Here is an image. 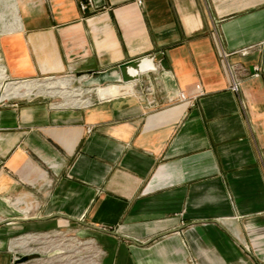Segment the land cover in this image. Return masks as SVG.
I'll list each match as a JSON object with an SVG mask.
<instances>
[{"label": "crops", "instance_id": "crops-1", "mask_svg": "<svg viewBox=\"0 0 264 264\" xmlns=\"http://www.w3.org/2000/svg\"><path fill=\"white\" fill-rule=\"evenodd\" d=\"M141 2L15 0L7 81L158 65L92 103H0V264L15 263L14 240L54 230L98 243L93 264H264V74L233 92L221 56L264 41V0ZM195 84L202 95L174 101Z\"/></svg>", "mask_w": 264, "mask_h": 264}, {"label": "rangeland", "instance_id": "rangeland-1", "mask_svg": "<svg viewBox=\"0 0 264 264\" xmlns=\"http://www.w3.org/2000/svg\"><path fill=\"white\" fill-rule=\"evenodd\" d=\"M10 2H0V14H3L2 18H0V21H6V22H13L12 21V15L13 13V9L11 8ZM0 33H4L2 31H0ZM2 65H0L1 67ZM4 73V71H3ZM73 80L70 78H67V76H58L55 78H47L44 77L43 79H29V80H33V81H39V82H46V81H56L59 82L60 80L63 81H67L68 79H70V83L69 84H60L57 88V90H66V91H76L81 93V95L79 94L80 97H82L83 99L86 100H90L89 103L92 102H96L98 100H101L102 98L100 96H98V94L95 91V87L97 86H105L109 83H103L102 85H83L82 84V80L85 78L84 77H78V76H73ZM147 75H145L143 77V81L141 82H146L147 81ZM5 78V73L4 76L2 78H0L1 81H3L2 83H6L8 82L7 80L4 79ZM27 80V81H29ZM123 85V92H129L131 90L134 91V89H138L139 87H135V86H131V89L126 87V84H124L123 82H117ZM117 83H112V84H117ZM141 85V89H143L145 92H147L146 87H149V84H143ZM56 89V88H55ZM88 89V92H86ZM4 88L0 87V93L3 92ZM83 92H81V91ZM22 92H25V87L21 88ZM19 99V98H18ZM21 100H26V101H30L31 99L33 100H40L43 102H47L48 104H51L53 106H74L76 104L72 103L73 98L71 97V95L69 97L64 96L63 94H59V95H55L52 96L50 94L47 93H42L41 90L39 91V88H36L32 91V95H30V98H20ZM71 99V100H70ZM70 100V101H69ZM2 101H8V100H2ZM1 101V102H2ZM0 102V103H1ZM68 102V103H67ZM83 104V103H81ZM81 104H77V105H81ZM55 234L48 236L47 238H44L43 236H40L39 234L35 233V239L34 241L30 242L28 244L27 247H22L21 245V240L24 239L25 237H19V239H16L13 241V243H15V245H17L18 247L14 248V258H15V263L14 264H59L60 259H61V255L59 254H53L50 255L51 252L56 251L58 247H67V249H73L72 244H76L75 240H82V243L78 246V254L73 253V251H67L64 253V255H70L72 259L76 260L78 259V257L81 256V262H79L78 264H93L94 262L97 261V256H95L98 252L97 250L99 249V247L94 243L93 241L88 238V237H77L76 235H74V233L72 232H60V230H54ZM34 235H32L34 237ZM43 238H40V237ZM73 237V238H72ZM76 238V239H75ZM84 238V239H83ZM73 239V240H72ZM74 241V242H73ZM88 241H92L91 243H88ZM12 243V244H13ZM27 244V243H26ZM89 245V247H88ZM93 247V248H92ZM92 248V249H91ZM96 248V249H95ZM24 254L28 255V259L27 260H19L20 257H22ZM63 255V256H64ZM73 255V256H72ZM60 258V259H59ZM76 258V259H75ZM66 259V258H64ZM63 259V262L65 261ZM58 260V261H57ZM78 262V261H77Z\"/></svg>", "mask_w": 264, "mask_h": 264}, {"label": "bare ground", "instance_id": "bare-ground-1", "mask_svg": "<svg viewBox=\"0 0 264 264\" xmlns=\"http://www.w3.org/2000/svg\"><path fill=\"white\" fill-rule=\"evenodd\" d=\"M8 1L10 2L9 6H11V8L13 9V13H14L12 15L13 16L12 17V21L13 22L0 21V30H11V29H13V27L16 26V23L17 24L19 23V20H17V6H15V0H0V2H8ZM2 16H3V14H0V18H2ZM153 65H154V63L152 62V60H150V58H145V59L141 60L139 63L131 62L130 64H128L126 66V68L124 70L125 76H127L128 74L129 75H134L135 73H137L138 70L146 69L148 67H152ZM3 71H4V67L1 66L0 67V78H2L4 76ZM113 73H115V71ZM95 80H97V79L96 78L85 77L81 82L82 83L83 82L88 83V82H93ZM134 81L135 80H132V81L128 80L127 82H125V84H132V82H134ZM2 82L3 81L0 80V87L4 88L3 92L0 93V102L2 100H9V99H15V98H19V99L20 98H30V95H32V91L34 89H36V88H39V91L41 90L42 93H47V94H50L52 96L63 94L64 96L69 97L71 95V97L73 98L72 103L76 104V105L85 102L84 99L79 96V94L81 95V93H79V92H76L74 90L72 92L71 91H66V90H57V88H58V86L60 84H62V85L69 84L71 82L70 79H68L67 81L60 80L59 82L46 81L44 83L43 82H39V81H33V80H29V81H15V82L8 81L6 83H2ZM108 85H112V83L108 84ZM108 85H105L103 87L97 86V87L94 88L96 93L98 94V96L103 98V97H106V96H115V95L119 94V93H116V92L107 91L106 87ZM24 87H25V92H22L21 88H24ZM75 241H76V244H72V246H71V247H73L74 250L67 249V247L63 246V248L62 247H58L56 251L52 252V254L61 255V259L59 258L60 259L59 264H78L79 262H81V256L78 257V259L75 258L76 260H74V259L71 258L70 255H64V253L67 252V251H73V253L78 254V251H79L78 246L82 243V240L81 241L75 240ZM96 244H98V243H96ZM88 247H89V245H88ZM64 258H66V259H64ZM63 259L65 260L64 262H63Z\"/></svg>", "mask_w": 264, "mask_h": 264}, {"label": "built area", "instance_id": "built-area-1", "mask_svg": "<svg viewBox=\"0 0 264 264\" xmlns=\"http://www.w3.org/2000/svg\"><path fill=\"white\" fill-rule=\"evenodd\" d=\"M137 2L142 3L141 0H137ZM77 4L79 5V7L82 11H86V9L89 6H92V0H77ZM219 44H220V42H219ZM255 49L262 51V49H264V41H262L261 43H259L257 45H255V44L247 45V47H243L240 49L233 50V52L226 51L221 44V56H222V58H224L226 70H227V73L229 74V77H230V86L229 87L233 92H238L240 90V88H241L240 84H241L242 80L245 78H248V76L249 77L263 76V74H264V58L262 59V61L260 63L247 67V66H245L239 62H234V61L231 62L229 59V56L233 55V53L244 56V55H247L249 52H251ZM156 65H158V64H155V66ZM156 69H157V66H156ZM149 72H151V71H147L146 73H143L141 75L145 76ZM88 76H85V77H88ZM194 88H195L194 96L186 97V94L184 93V91H178L176 93V98H174V101H189V102H191L194 98H196V97H198L204 93L199 84H195ZM146 90L149 94H153V92H154L153 87L151 85L149 87H146Z\"/></svg>", "mask_w": 264, "mask_h": 264}, {"label": "water", "instance_id": "water-1", "mask_svg": "<svg viewBox=\"0 0 264 264\" xmlns=\"http://www.w3.org/2000/svg\"><path fill=\"white\" fill-rule=\"evenodd\" d=\"M145 58H150V60H152V62L154 63V65L152 67H148L146 69H140L137 71V73H135L134 75H127L125 76V68L128 64H130L131 62H134V63H139L141 60L145 59ZM156 69V66H155V60H153V55H145V56H142V57H137V58H133L131 59L130 61H127L125 63H122L120 64L119 66H117L116 68H110V69H107V70H104L102 72H96V73H92L90 74L88 77L90 78H96L97 80L93 81V82H88V83H85L83 82L82 84L83 85H102L103 83H117V82H127L128 80L129 81H132V80H137L140 78L141 74L143 73H146L147 71H154ZM115 71V73H113ZM52 214L48 217H51ZM46 217V218H48ZM44 219V218H43ZM16 220H22V219H16ZM93 226V225H92ZM97 229H101L97 226H93ZM109 232H112L114 233L115 235H117V233H115L114 231L112 230H108ZM28 259V255L27 254H24L22 257H20L19 260H27Z\"/></svg>", "mask_w": 264, "mask_h": 264}]
</instances>
